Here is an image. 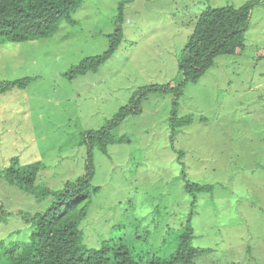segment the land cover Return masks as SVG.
Here are the masks:
<instances>
[{
	"label": "rangeland",
	"instance_id": "374dc122",
	"mask_svg": "<svg viewBox=\"0 0 264 264\" xmlns=\"http://www.w3.org/2000/svg\"><path fill=\"white\" fill-rule=\"evenodd\" d=\"M123 1L86 0L75 23L52 36L0 45V83L29 79L0 93V202L13 212L0 221V264L14 241L30 239L33 226L18 212L46 210L53 199L3 177L14 158L42 162L36 184L52 190L92 163L99 190L80 224L89 248L122 239L139 264L169 258L193 213L192 243L210 249L195 262L264 264V0L254 5L242 51L217 56L184 84L178 104L173 92L144 94L141 112L108 130L104 150L86 132L108 124L145 86L182 82V50L206 8L255 0H130L122 10ZM118 34L97 71H71L107 52ZM186 115L193 122L174 128L172 118ZM186 178L214 189L194 200Z\"/></svg>",
	"mask_w": 264,
	"mask_h": 264
},
{
	"label": "trees",
	"instance_id": "16d2710c",
	"mask_svg": "<svg viewBox=\"0 0 264 264\" xmlns=\"http://www.w3.org/2000/svg\"><path fill=\"white\" fill-rule=\"evenodd\" d=\"M86 0H0V45L10 42L30 41L46 38L55 34L61 24L66 21L75 23L73 14ZM121 3V8L125 2ZM258 0L251 1L242 7H208L198 17L192 35L182 50L180 71L183 80L177 86L168 83L162 86L147 85L136 92L130 102L121 107L114 118L98 131L86 132L89 144L100 142L104 150L108 144V130L120 123L130 113L141 112L142 96L149 91L173 92L177 99L182 95V87L188 81L198 79L210 68L217 56L237 54L245 47V33L249 28L251 14ZM119 21H122V14ZM121 27L117 30H120ZM120 34L113 39L109 50L102 55L88 58L73 73L97 71L115 53L120 43ZM29 81L24 78L17 81L0 83V93L14 86H25ZM177 115V114H176ZM173 126L178 128L191 124L192 115L180 118L174 116ZM91 159V156H90ZM3 172V177L12 185L31 193L40 200L50 196L53 199L46 210L30 214L20 210L18 213L30 222L33 230L29 240H17L7 247L1 258L4 264H139L135 260L132 249L122 239L105 241L102 247L89 248L85 245L81 222L86 218L92 203V195L99 186L92 184L94 168L90 162L88 174L67 183L60 190H52L48 185H37L36 180L43 163L20 164L18 158ZM91 161V160H90ZM187 179V178H186ZM187 192L211 191L214 185H203L187 179ZM7 211L0 202V221ZM189 218L179 234L176 251L169 257L154 255L149 264H199L195 262L197 255L209 252L210 249L193 245L194 228ZM4 256V257H3Z\"/></svg>",
	"mask_w": 264,
	"mask_h": 264
}]
</instances>
